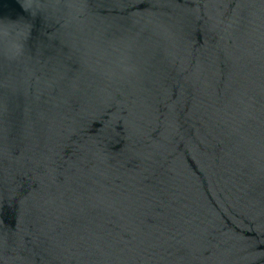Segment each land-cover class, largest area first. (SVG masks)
Wrapping results in <instances>:
<instances>
[{
  "label": "water",
  "instance_id": "obj_1",
  "mask_svg": "<svg viewBox=\"0 0 264 264\" xmlns=\"http://www.w3.org/2000/svg\"><path fill=\"white\" fill-rule=\"evenodd\" d=\"M0 264H264V0H0Z\"/></svg>",
  "mask_w": 264,
  "mask_h": 264
}]
</instances>
